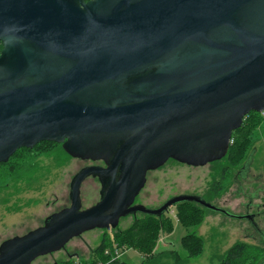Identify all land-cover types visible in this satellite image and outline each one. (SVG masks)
I'll use <instances>...</instances> for the list:
<instances>
[{
    "label": "water",
    "instance_id": "obj_1",
    "mask_svg": "<svg viewBox=\"0 0 264 264\" xmlns=\"http://www.w3.org/2000/svg\"><path fill=\"white\" fill-rule=\"evenodd\" d=\"M0 41V164L49 142L107 166L74 176L70 207L3 242L0 264H33L184 202L230 216L199 196L134 204L149 171L223 160L264 111V0H0ZM89 178L100 199L83 209Z\"/></svg>",
    "mask_w": 264,
    "mask_h": 264
},
{
    "label": "rangeland",
    "instance_id": "obj_2",
    "mask_svg": "<svg viewBox=\"0 0 264 264\" xmlns=\"http://www.w3.org/2000/svg\"><path fill=\"white\" fill-rule=\"evenodd\" d=\"M256 134L252 173L248 179H243L244 174H241L234 183L233 177L236 174L232 178L228 174H214L217 169L214 163L195 168L170 161L158 171L148 174L145 188L136 200L138 204L157 209L173 198L199 196L230 215L205 209L200 225L187 229L177 220V215L167 213V216H171L173 231L171 234L161 235L156 249L158 253L176 251L183 264H221L233 246L245 243L252 247L253 252L256 251L255 256H259L256 264L264 260V242L259 236L261 233L256 234L252 223L244 217L246 214L257 213L255 208L261 205V216L257 217L256 223L264 232V194L254 197V192L264 184V121ZM13 162L16 165L15 174H7L11 164L0 169V245L5 240L24 236L42 227L48 217L70 207L71 181L81 169L93 165L70 158L59 146L51 143L42 144L29 155L20 154ZM259 175L263 179L257 183L255 177ZM100 191L98 180L90 178L85 181L81 190L83 209H88L99 201ZM178 209L177 206L171 208L176 214ZM247 209H251L250 213ZM140 216L142 215H138V218ZM133 222V217L121 219L118 230H127ZM113 231L115 230H107L109 234ZM192 233L203 241L204 246L201 255L189 258L182 242ZM104 234L103 230L85 233L73 239L65 250L41 257L33 264L66 262L70 254H77L81 260H88L101 245ZM127 251L122 259L128 264H141L145 261L146 257L133 248H128ZM159 264L176 263L174 260L161 258Z\"/></svg>",
    "mask_w": 264,
    "mask_h": 264
},
{
    "label": "trees",
    "instance_id": "obj_3",
    "mask_svg": "<svg viewBox=\"0 0 264 264\" xmlns=\"http://www.w3.org/2000/svg\"><path fill=\"white\" fill-rule=\"evenodd\" d=\"M88 1V0H86ZM264 121V117L257 113H251L244 119L240 129L233 133L231 147L227 156L215 163L218 169L223 171H233L241 169L254 154V140L257 137V129ZM49 144V143H48ZM53 144V143H51ZM227 175V174H226ZM230 178L233 174H228ZM216 190V189H215ZM177 220L187 229L199 226L201 218L205 213V209L201 206L184 202L177 205ZM173 224L171 216L164 215L161 218L153 216H144L134 219L133 224L127 230H115L112 234L105 231L101 245L93 251L88 260L79 259L81 264H93L97 261H104V252L107 247L113 243L125 248H133L140 255L145 256V261L141 264H159L161 258L174 260L176 264H183V260L178 253L173 250L156 251L162 234H171ZM183 247L189 258L198 257L201 255L204 243L194 233L188 234L183 239ZM256 252V251H255ZM252 247L245 243H238L233 246L226 254L221 264H256L259 256H255ZM57 264H77L76 259H68L66 262ZM113 264H128L124 259Z\"/></svg>",
    "mask_w": 264,
    "mask_h": 264
},
{
    "label": "flooded vegetation",
    "instance_id": "obj_4",
    "mask_svg": "<svg viewBox=\"0 0 264 264\" xmlns=\"http://www.w3.org/2000/svg\"><path fill=\"white\" fill-rule=\"evenodd\" d=\"M88 1H90V0H88ZM2 51H3V43L0 41V56H1V54H2ZM46 143H49V142H42V143H40V144H38L35 148H37V147H39V146H41L42 144H46ZM53 144H55V143H53ZM55 145H57V146H59L61 149H62V151L67 155V156H69L65 151H64V149H63V146L62 145H60V144H55ZM35 148H33V149H27V148H21V149H19L13 156H11V158L9 159V161L7 162V163H3V164H0V169L2 168V167H6L7 165H9V164H11V169H10V171L7 173V174H15V171H14V169H15V167H16V165H14V160L18 157V155H20V154H30L31 152H32V150H34ZM70 158H72L71 156H69ZM72 159H76V158H72ZM76 160H80V159H76ZM82 161V160H81ZM170 161H173V160H170ZM170 161H168L166 164H168ZM252 161L253 160H251V162L250 161H248V162H250V165L247 167V165H248V162L241 168V169H238V170H233V171H223L222 169L220 170V169H218V167H217V169H215V173L214 174H236V175H234V177H233V182L234 183H236V181H238L239 180V178H240V175L241 174H244V177H243V179H248V177H249V174H251L252 173V170H251V165H252ZM87 162H90L91 164H93V165H91V166H89V167H86V168H90V167H101V168H107V166H106V164L104 163V162H102V161H96V162H94V161H91V160H88ZM174 162H176V161H174ZM178 163V162H177ZM165 164V165H166ZM180 165H182V166H188V165H185V164H181V163H179ZM215 164V163H214ZM214 164H211V165H214ZM164 165V166H165ZM163 166V167H164ZM163 167H161V168H163ZM188 167H191V166H188ZM161 168H159V169H161ZM85 169V168H84ZM158 169V170H159ZM83 169H81L77 174H80V172L82 171ZM158 170H154V171H149L147 174H150V173H152V172H156V171H158ZM238 174V175H237ZM90 179V178H89ZM94 179V178H93ZM262 179H263V176L262 175H259V176H256L255 177V182H259V181H262ZM88 180V179H87ZM86 180V181H87ZM97 180V179H96ZM257 194H264V184L261 186V188L260 189H258V190H256L255 192H254V197H256L257 196ZM139 197V196H138ZM137 197V198H138ZM252 198H253V196H252ZM258 198H260V195L258 196ZM137 200V199H136ZM167 202V201H166ZM165 202V203H166ZM164 203V204H165ZM163 204V205H164ZM134 205H143V204H138L137 203V201H135V204ZM162 205V206H163ZM145 206V205H144ZM161 206V207H162ZM250 206V205H249ZM248 206V207H249ZM146 207V206H145ZM160 208V207H159ZM256 212L257 213H251V214H246V215H244V217L246 218V219H248L249 220V222H250V224L252 223V226H253V228H254V230H256V234L257 233H261L259 236H260V238H261V240L264 242V232H262L259 228H258V225H257V223H256V219H257V217L258 216H261V209H262V206L261 205H258V206H256ZM250 211H251V209H247V212H249L250 213ZM171 212H172V210L170 209L169 210V212L168 213H170L171 214ZM174 212V211H173ZM138 215H141V214H138ZM138 215L135 217V216H129V217H133L134 219H137L138 218ZM166 215V214H165ZM174 215L176 216V213H174ZM234 216V215H233ZM141 217V216H140ZM127 218V217H126ZM45 222V221H44ZM111 230V229H110ZM107 231V230H106ZM15 237H17V236H15ZM9 240V239H8ZM5 241H7V240H5ZM4 241V242H5ZM63 250H65V249H63ZM69 259H75V257H78L77 256V254H70L69 256ZM80 258L78 257L77 258V260H79ZM259 264H264V260L263 261H261Z\"/></svg>",
    "mask_w": 264,
    "mask_h": 264
},
{
    "label": "built area",
    "instance_id": "obj_5",
    "mask_svg": "<svg viewBox=\"0 0 264 264\" xmlns=\"http://www.w3.org/2000/svg\"><path fill=\"white\" fill-rule=\"evenodd\" d=\"M260 115L264 117V111ZM171 214H174V212L172 211ZM126 252H128L127 248L122 247L118 245L117 243H113L112 245L107 247L104 252V256L106 260L97 261L93 264H113L119 260H122ZM77 264H81V263H79V261L77 260Z\"/></svg>",
    "mask_w": 264,
    "mask_h": 264
}]
</instances>
